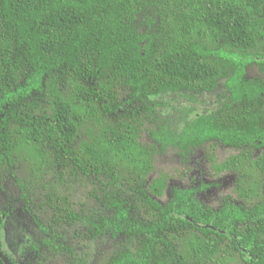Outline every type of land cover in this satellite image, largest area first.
Listing matches in <instances>:
<instances>
[{
  "label": "trees",
  "instance_id": "trees-1",
  "mask_svg": "<svg viewBox=\"0 0 264 264\" xmlns=\"http://www.w3.org/2000/svg\"><path fill=\"white\" fill-rule=\"evenodd\" d=\"M253 66L264 0H0V264H264ZM169 149L249 209L171 185Z\"/></svg>",
  "mask_w": 264,
  "mask_h": 264
},
{
  "label": "rangeland",
  "instance_id": "rangeland-1",
  "mask_svg": "<svg viewBox=\"0 0 264 264\" xmlns=\"http://www.w3.org/2000/svg\"><path fill=\"white\" fill-rule=\"evenodd\" d=\"M252 73L253 71L251 70L249 72V76H252ZM208 96H207V101L210 106L209 108L217 109L218 108L216 104L217 100L211 101V98L213 99L215 95H213L212 97H208ZM156 161H157V165L160 168L167 169L171 172L173 176V181H171V185L173 186H181L183 188H188L190 186H197V184L200 183V180H205L208 183V187H206V190L201 192L202 203H206L214 208L220 205L219 199L226 197V195L232 191V188H233L232 176L222 175L220 177L221 183L217 185L215 181L210 179L208 175V169L205 168L206 165H208V163L205 160H202V159L200 160L199 158L197 160L193 159L189 164L190 170L188 171L187 168H183V166L179 164L180 159L178 155L175 153V151L173 149H169V150L164 151L157 158ZM200 166H203V174L200 175L199 177V170H202L199 168ZM175 169H179V170L181 169L180 177H177V175H174ZM183 174H186V176H184V178H181ZM10 185H7L6 188L8 192L10 193L11 197L16 198V196H18L19 194V190H17L13 185L11 186ZM3 197L5 198L4 194H3ZM16 215L20 217V219L22 220L24 225L28 228V230L34 231V227L30 223L27 222L26 216L25 214L22 213V209L20 208V206H18L16 209ZM101 244L102 243H100V245ZM52 264H60V261L59 260L53 261Z\"/></svg>",
  "mask_w": 264,
  "mask_h": 264
},
{
  "label": "flooded vegetation",
  "instance_id": "flooded-vegetation-1",
  "mask_svg": "<svg viewBox=\"0 0 264 264\" xmlns=\"http://www.w3.org/2000/svg\"><path fill=\"white\" fill-rule=\"evenodd\" d=\"M250 71H251V70H250ZM252 71H253L254 74L259 75V77L263 78V80H264V72H262L261 69L257 68L256 66H253V67H252ZM248 76H249V75H248ZM252 76H254V75H252ZM225 148H226V150H227L228 152H230V151H232V152H233V151H236L234 148H231V147H228V146H223V147H222V151H223V149H225ZM222 151H221V152H222ZM255 156H256V155H255ZM199 168L202 169V170H199V177H200V175L203 174V166H200ZM205 168L208 169V175H209L210 179L214 180L215 183H216L217 185L221 183V179H220V177H221L222 175H231L232 178H233V182H232L233 188H232V191L229 192V194H227L226 197L219 199V200H220V205H219L218 207H216V209H220L224 204H226V202H227V203L236 204V205H238V206H241L242 208L244 207V208H248V209H249V207L251 206V204H248V203L244 200V198H239L238 195H237V193H236L235 190H234V189H235V188H234V187H235V174H233V173H229V172H223V173H220V174H216V175H214L213 172H212V170L209 168V165H206ZM209 169H210V170H209ZM196 175H197V174H196ZM197 177H198V176H197ZM180 187H181V186H180ZM193 187L198 188V191L196 192V197H197L198 200L201 201V203H202L201 192L204 191V190H206V187H208V183H207L205 180H200V183L197 184V186H190V187H188V188H193ZM182 188H183V187H182ZM188 188H183V189H188ZM231 195H232V196H231ZM203 204H206V203H203ZM207 205H208V204H207ZM213 208H214V207H213ZM247 259H248V258H247Z\"/></svg>",
  "mask_w": 264,
  "mask_h": 264
}]
</instances>
